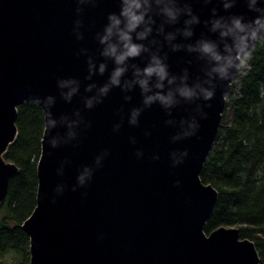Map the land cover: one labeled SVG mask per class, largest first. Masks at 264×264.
Listing matches in <instances>:
<instances>
[{
    "label": "water",
    "instance_id": "95a60500",
    "mask_svg": "<svg viewBox=\"0 0 264 264\" xmlns=\"http://www.w3.org/2000/svg\"><path fill=\"white\" fill-rule=\"evenodd\" d=\"M190 2L201 23L194 26L191 39L177 37L175 43L181 45H194L199 39L220 43L219 34L205 24L213 7L225 17L255 16L244 0L229 12L218 0L208 6L202 0ZM118 5L119 0H97L95 5L78 0H0V204L19 171L5 157L18 135V107L39 101L43 110L45 98L53 96V118L76 120L74 113L79 111L83 120L77 137L55 148L44 131L37 206L21 225L30 241L29 264H261L255 243L243 238L239 228L205 232L218 192L201 173L222 121L224 97L237 74L234 68L229 80H213L211 101L180 100L170 110L153 104L144 109L136 126L129 125L128 115L143 106L139 88L127 93L114 88L102 104L91 110L84 107V98L94 94L85 91L87 85H103L114 67L100 57L96 34L102 32L107 15L118 12ZM77 20L84 36L79 41L73 34ZM182 27L183 19L165 31ZM156 39L173 75L186 70L190 84L207 79L206 60L186 48L173 52L163 37ZM81 49L87 54L78 55ZM89 56L97 64H108L103 76L87 79ZM146 61L144 56L130 63L143 67ZM69 77L81 81L80 93L71 102L56 86L58 79ZM131 77L130 70L126 79ZM126 95L131 99L126 101ZM193 120L198 127L185 136ZM66 130L58 124L47 135L66 139ZM105 150L110 155L97 167L96 158ZM174 159L182 163L173 166ZM85 167L93 175L81 186L77 178Z\"/></svg>",
    "mask_w": 264,
    "mask_h": 264
},
{
    "label": "clouds",
    "instance_id": "9594fccd",
    "mask_svg": "<svg viewBox=\"0 0 264 264\" xmlns=\"http://www.w3.org/2000/svg\"><path fill=\"white\" fill-rule=\"evenodd\" d=\"M78 2L95 5L97 0H78ZM238 2L239 0H218V4L222 5L225 12L236 7ZM244 2L248 11L255 13L251 19L238 14L225 17L218 15L216 7L212 8V18L205 21V24L210 25L209 30L212 33L219 34L220 43L209 39H199L194 45H181L175 43L177 37L191 39L194 36V26L201 23L200 17L193 11L190 0H183V2L182 0H119L118 12L109 13L102 32L96 34L100 45V57L105 61H111L114 67L103 85L97 86L95 83L87 85L85 91L94 94L84 98V107L91 110L102 104L114 88H120L125 93L139 88L143 97V106L133 108L128 115L129 125L136 126L144 109L150 108L153 104L158 103L163 109L170 110L180 100L186 102L200 99L205 102L211 101L215 95L213 80L217 77L220 80H229L230 70L233 68L236 73L247 75L251 69L250 61L257 42L264 43V0H244ZM202 3L204 6L212 5L213 0H202ZM77 11L79 12L80 9ZM182 19V28L165 31L166 26H175ZM158 20L159 24H157ZM81 27L82 22L77 20L73 34L78 41L84 38L83 33L79 31ZM156 37H163V41L173 52L186 48L188 52L197 53L200 59L206 60L209 65L205 72L207 79L197 80L190 84L186 70L181 76L173 75L167 63V54L161 55L162 45ZM221 43L223 44L222 51ZM81 54L86 55L87 50L81 49L78 55ZM144 56H147V61L143 67L130 63ZM107 70V63L97 64L93 57H88V80L97 74L103 76ZM130 70L132 77L126 79ZM56 86L60 96L65 101L71 102L72 98L80 93L81 81L71 77L58 79ZM261 94L264 95V91ZM224 98L227 99V96L225 95ZM130 99V96H125L126 101ZM54 103L53 96L46 97L43 102L46 117L43 128L47 143L52 148L57 147L62 140L67 143L75 139L76 129L83 122L79 111L74 113L76 120H69L67 116H62L59 121L53 118L50 109ZM58 124L66 126V139L59 135L51 137L47 135L50 130L57 128ZM119 127L120 125H116L114 131H118ZM197 127L198 125L193 120L189 125L192 131H186L184 135H193ZM109 155L110 153L105 150L96 158V166H102V161ZM182 155L187 156V152ZM136 156L140 158L142 153L137 152ZM180 163L182 160L174 159L173 166ZM257 174L259 175V172ZM92 175L93 170L85 167L77 178L78 183L83 186L92 178Z\"/></svg>",
    "mask_w": 264,
    "mask_h": 264
},
{
    "label": "trees",
    "instance_id": "16d2710c",
    "mask_svg": "<svg viewBox=\"0 0 264 264\" xmlns=\"http://www.w3.org/2000/svg\"><path fill=\"white\" fill-rule=\"evenodd\" d=\"M250 63L247 75L237 73L232 82L201 178L218 192L205 232L239 228L255 243L264 264V43L257 42ZM44 121L37 102L18 107V136L5 157L19 171L0 204V264L30 261V241L21 225L37 206Z\"/></svg>",
    "mask_w": 264,
    "mask_h": 264
}]
</instances>
